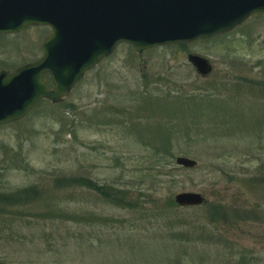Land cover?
Returning <instances> with one entry per match:
<instances>
[{
  "label": "rangeland",
  "instance_id": "374dc122",
  "mask_svg": "<svg viewBox=\"0 0 264 264\" xmlns=\"http://www.w3.org/2000/svg\"><path fill=\"white\" fill-rule=\"evenodd\" d=\"M48 32L44 26H27L17 33L0 34V69L11 71L39 57V44ZM215 37L183 44V49L176 44L157 46L141 55L120 43L60 101L40 100L22 118L0 124V189L35 184L40 191L48 190L39 205L0 214V264H169L188 243L185 240L186 245L180 246L169 239L166 220L155 213L169 221L201 220L205 205L218 201L240 214L245 209L256 211L252 219L237 220L235 229L217 227L245 249L244 260L264 264V180L247 181L264 176V129L255 127L264 115L260 96L264 86L255 87L254 82L264 75V16L251 17ZM190 52L207 58L211 65L207 75H198L187 62ZM156 75L165 79L168 88L178 85L230 113L219 119L208 111L194 131V123L188 121L192 130L173 136V157L164 168H152V150L123 125L128 116L123 108L148 113L135 111L129 100L136 91L141 101L152 103L151 97L159 94L156 84L150 83ZM241 78L251 79L246 84L255 90L244 86L236 90ZM110 117H116V122ZM226 120L232 124L228 131ZM185 127L187 123L177 130ZM197 132L204 134L197 138ZM177 155L192 158L195 166L175 165ZM58 173L129 189L130 199L139 207L128 211L112 207L81 187L56 189L51 179ZM179 191L199 192L205 202L200 209L178 206L173 195ZM168 201L175 206L167 209ZM44 202L106 221L48 218L43 214ZM196 249L189 250L183 264L189 258L191 264L216 263L212 250L207 257Z\"/></svg>",
  "mask_w": 264,
  "mask_h": 264
},
{
  "label": "water",
  "instance_id": "95a60500",
  "mask_svg": "<svg viewBox=\"0 0 264 264\" xmlns=\"http://www.w3.org/2000/svg\"><path fill=\"white\" fill-rule=\"evenodd\" d=\"M255 16H264V0H0V34L27 26L49 30L38 58L11 71L0 69V124L22 118L41 98L60 101L120 43L141 55L226 34ZM186 60L200 76L211 71L202 55L190 52ZM174 164L191 168L196 161L177 155ZM173 201L199 206L205 198L179 191Z\"/></svg>",
  "mask_w": 264,
  "mask_h": 264
},
{
  "label": "trees",
  "instance_id": "16d2710c",
  "mask_svg": "<svg viewBox=\"0 0 264 264\" xmlns=\"http://www.w3.org/2000/svg\"><path fill=\"white\" fill-rule=\"evenodd\" d=\"M223 35L224 34L218 35L217 37H222ZM176 46L183 49L184 45L176 44ZM262 77L264 78V75H262ZM263 78L262 80L254 81L256 83L255 87L264 86ZM247 82L252 81L251 79L248 81L246 79H242L241 84L236 82V90H239V87L244 86L248 88L250 92H253L255 87L247 85ZM150 83L156 84L157 87L155 89L159 93L157 96L151 97L152 103L150 101H141V95L136 91H133L132 98L129 100L133 102L131 106L135 108V111H139L140 109L148 113L141 114L132 111L131 113L129 110L123 108L126 116L128 114L123 125L127 126V132H130L131 134H137L139 141L145 147L150 148V151L152 150L151 157L153 158L154 162V165L152 164V168L154 166L157 168L166 167V165L169 163L167 161H170V159L173 157V153L171 152V140L173 139V136L176 135L177 131L178 133L184 131L185 135H188L192 130V128H190L188 125V121L190 122L192 120L194 123V131V129L198 130V126H202V116L208 111H211L209 115L215 117L217 116L219 119L225 116H230V113L222 112V109L218 103L217 106L220 108L211 103L209 99H202L200 94H196L195 92L191 91L185 92L181 90L180 86L178 85L174 86L173 90L168 88L165 79L161 76L156 75ZM144 89H146L145 86ZM260 96L264 97V93L260 94ZM214 107H216L217 111H213ZM203 112L205 113L203 114ZM109 120L116 122V117H110ZM186 123L187 127H185L184 130H177L180 125ZM221 123L223 124L222 121ZM226 123L229 124V128H227L228 131L230 130V125L232 124H230L227 120ZM255 127L260 130L264 129V115L258 117V119L255 121ZM203 134L198 135L197 132V135L195 136L199 138L201 135L203 136ZM254 180L262 181L264 180V176H261L258 179L249 178L247 181L251 183ZM51 181L52 186L56 189H75L78 187L85 188L95 193V195L101 201L112 207L127 211L139 207L136 201L134 202L130 199L129 189L117 187L110 183L98 184L88 177L69 173H58L52 177ZM40 190L35 184H27L20 187H15L9 191H3L0 189V214L11 213L14 211V208L30 205L34 206L36 204L39 205L40 201L42 200V194L46 192L48 193L47 189H45L44 192ZM44 205L46 206V209L43 214H45L48 218H55L68 222H78L81 219H97L98 223L100 222L101 224H105L104 222L106 221V219L102 220L92 213H88L87 216H82L81 214L71 211V209L66 210L64 208H59L57 203H53V208H51L46 202H44ZM164 205L167 207V209L175 206L171 201L164 203ZM200 207L202 206H196L193 208L200 209ZM205 207V216L203 215L201 220H199V218L178 220L177 218L173 219V221H169L166 215L158 214V212L155 213L156 215L154 216L158 217L161 215L160 217L166 220L165 225H168L167 232L169 233V239L172 241H178L177 243L180 246H182L181 244L186 245V243H188L189 246H186V248L184 247L185 250L181 251L180 255L176 253V257H173V261L169 264H183V261L191 254L189 250H197L196 248H199V250L202 251L203 254H206L207 257H209V252L212 250L213 254H215L214 256H216L214 258L216 263L212 264H217V261L218 264H254L252 263V259L247 261L244 260V256L246 255L245 249H239L238 246H236L235 240L225 237L222 233H219L220 231L218 232L219 227H217V225H219L222 230H230L234 227L236 228V226H238L237 220L240 219L245 221L252 219L254 216H256V211L253 209H245L240 214V211H237L235 208H229L227 205L220 203L219 201L215 202L214 204L207 203ZM189 234H193V237L187 238ZM185 240L186 243L184 242ZM189 241H200L201 244L195 245V243L191 244ZM234 246H236L237 251L232 249ZM236 254L237 256L235 257ZM182 256H185V258H181ZM220 256H226V258H220ZM167 258L169 259V257ZM189 260L191 261L192 258H189ZM189 260L186 261L187 264L192 263V261L190 263Z\"/></svg>",
  "mask_w": 264,
  "mask_h": 264
},
{
  "label": "flooded vegetation",
  "instance_id": "af4514ba",
  "mask_svg": "<svg viewBox=\"0 0 264 264\" xmlns=\"http://www.w3.org/2000/svg\"><path fill=\"white\" fill-rule=\"evenodd\" d=\"M48 34V33H47ZM47 34L45 35V36H43V38H42V40L47 36ZM41 40V41H42ZM40 54H41V51H40ZM38 58V57H37ZM43 78H44V80H45V83H46V86H47V88L49 89L50 87H51V82H50V79H49V75L48 74H44L43 75ZM40 100H47L46 98H41ZM39 100V101H40ZM38 101V102H39Z\"/></svg>",
  "mask_w": 264,
  "mask_h": 264
}]
</instances>
